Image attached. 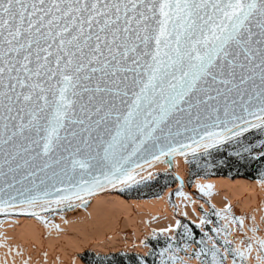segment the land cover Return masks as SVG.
<instances>
[{"label": "snow or ice", "instance_id": "snow-or-ice-1", "mask_svg": "<svg viewBox=\"0 0 264 264\" xmlns=\"http://www.w3.org/2000/svg\"><path fill=\"white\" fill-rule=\"evenodd\" d=\"M177 157L205 174L256 163L264 183V0H0V214L59 232L50 216L151 188L147 169ZM175 180L174 222L150 230L164 246L145 236L138 264H264V214L217 208L210 182L192 199ZM173 195L204 201L195 220ZM0 247V264L48 259Z\"/></svg>", "mask_w": 264, "mask_h": 264}, {"label": "bare ground", "instance_id": "bare-ground-1", "mask_svg": "<svg viewBox=\"0 0 264 264\" xmlns=\"http://www.w3.org/2000/svg\"><path fill=\"white\" fill-rule=\"evenodd\" d=\"M166 168V164H156L153 168L147 169L153 172V180L148 182L157 178V172L171 173L174 177L179 175L185 181L187 166L180 157L173 161L170 171L165 172ZM198 181L210 182L214 185L211 202L217 208L230 204L236 215L250 213L256 217L257 222L264 214V203H262L264 183L260 182L261 177L252 179L243 176L198 174L191 179L190 185L185 181L184 191L189 193L192 199H197L199 196L195 187ZM178 184L179 181H176L175 185L166 186L159 193V199L157 194L126 197L118 188L96 192L93 196L85 198L90 201L86 207L66 211L63 214L67 223L58 214L49 217L60 226L59 232L45 228L31 216L0 214V241L6 237L8 244L22 246L25 254L31 253L33 259H36L41 252H47L48 259L45 264H88L82 259V255L87 252L95 255L116 253L143 255L148 249L140 242L145 236L150 238V230L167 227L169 223L174 222L172 205L167 203L166 194L169 191L174 193ZM172 201L180 205L177 215L180 211H187L190 220L197 218L200 212L198 204L204 202L198 200V204L185 207L187 202L181 203V198L175 195L172 196ZM207 207L208 205L205 204V209ZM194 208L196 214L193 213ZM5 252L6 249L0 247V262ZM57 257L59 259H56ZM192 264H195L194 260Z\"/></svg>", "mask_w": 264, "mask_h": 264}, {"label": "rangeland", "instance_id": "rangeland-1", "mask_svg": "<svg viewBox=\"0 0 264 264\" xmlns=\"http://www.w3.org/2000/svg\"><path fill=\"white\" fill-rule=\"evenodd\" d=\"M233 159H235V158H233ZM186 166H187V169H186L185 181H186L187 185L191 184V179L196 174L202 173L203 175H216L217 173L221 172L224 167H227L228 169H231L232 173L241 172L243 170V167H245V168L248 167L250 170H252V172L254 174L261 176V174H260L261 173V168H260V166H257V165H252V166L251 165H241V166H238L236 164H232L231 166H229L227 164H220L219 160H217V162H215L214 166L211 169L208 170L209 174H205L204 170L198 169L195 163H189V164H186ZM160 175H164L165 177H168L171 180V185H175L176 180H175V177L171 173H160ZM135 187L136 186H134L130 190L129 189H125L124 191H120V193L121 194H126V193L128 194ZM156 188H157V186L151 187V189L148 190L149 194L150 195L154 194L156 192ZM145 194H147V193H144L141 196H144ZM193 194H195V193H193ZM196 197H197V195H196ZM213 219H214V217H213ZM209 227H211V226L209 225ZM195 231L197 232V235H199L200 230L199 229H195ZM159 241H160V244L156 245V240L151 239V237L149 238V244L150 245H156L157 250L159 249V247L164 246V237L160 236L159 237ZM113 255H115V256L119 255L121 257L122 256H124V257L127 256V258H128V256H132L134 258V260H135V262H133V264H138V254H133V253H116V254H109V255H95L94 253L87 252V253L82 255V258L84 260L89 261L91 264H110L109 259ZM110 260H112V259H110ZM152 260H153L152 257H148L149 264H152ZM126 264H132V262L131 263L130 262H126Z\"/></svg>", "mask_w": 264, "mask_h": 264}, {"label": "trees", "instance_id": "trees-1", "mask_svg": "<svg viewBox=\"0 0 264 264\" xmlns=\"http://www.w3.org/2000/svg\"><path fill=\"white\" fill-rule=\"evenodd\" d=\"M252 165H257L259 166L258 164L256 163H253L251 164ZM241 166V165H240ZM199 174H202V173H199ZM198 175V174H196ZM216 175H228L230 177H235V176H243V177H248V178H256V177H261L259 175H256L252 172V170H250L248 167H243V170L241 172H237V173H232L231 172V169H228L227 167H224L222 169L221 172L217 173ZM149 184L153 186H157L156 188V192L154 194H159L161 192V188L164 189L166 186L168 185H171V180L168 178V177H165L164 175H160V176H157V179L155 181H151V182H148ZM149 189L151 188H144L143 186H140L139 189L137 190V187H135L131 192H129L128 194H123L124 196L126 197H142L141 195L144 194V193H147L145 194L144 196H148L149 194ZM150 195V194H149ZM153 195V194H151ZM113 257V258H112ZM112 257H110V260L109 259V262L110 264H126V262H135L134 258L132 256H119V255H113ZM128 259V260H127ZM86 262L88 264H91L89 261L86 260Z\"/></svg>", "mask_w": 264, "mask_h": 264}]
</instances>
